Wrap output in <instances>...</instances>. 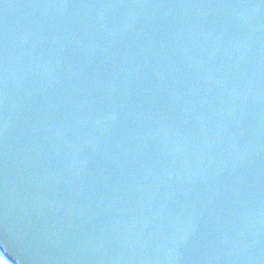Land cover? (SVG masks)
I'll return each instance as SVG.
<instances>
[{
	"label": "water",
	"instance_id": "95a60500",
	"mask_svg": "<svg viewBox=\"0 0 264 264\" xmlns=\"http://www.w3.org/2000/svg\"><path fill=\"white\" fill-rule=\"evenodd\" d=\"M1 264H264V0H0Z\"/></svg>",
	"mask_w": 264,
	"mask_h": 264
},
{
	"label": "trees",
	"instance_id": "16d2710c",
	"mask_svg": "<svg viewBox=\"0 0 264 264\" xmlns=\"http://www.w3.org/2000/svg\"><path fill=\"white\" fill-rule=\"evenodd\" d=\"M1 264V263H0Z\"/></svg>",
	"mask_w": 264,
	"mask_h": 264
}]
</instances>
